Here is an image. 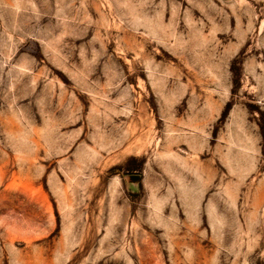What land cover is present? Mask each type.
I'll list each match as a JSON object with an SVG mask.
<instances>
[{"label": "rangeland", "instance_id": "obj_1", "mask_svg": "<svg viewBox=\"0 0 264 264\" xmlns=\"http://www.w3.org/2000/svg\"><path fill=\"white\" fill-rule=\"evenodd\" d=\"M0 264H264V0H0Z\"/></svg>", "mask_w": 264, "mask_h": 264}]
</instances>
